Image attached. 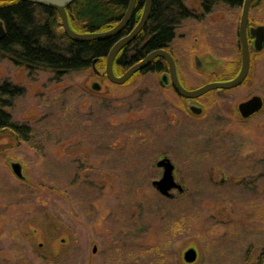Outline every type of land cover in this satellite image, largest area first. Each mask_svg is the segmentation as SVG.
Returning <instances> with one entry per match:
<instances>
[{"label":"rangeland","instance_id":"obj_1","mask_svg":"<svg viewBox=\"0 0 264 264\" xmlns=\"http://www.w3.org/2000/svg\"><path fill=\"white\" fill-rule=\"evenodd\" d=\"M240 15L218 6L176 31L172 50L187 86L207 80L193 63L204 57L202 33L223 24L231 32ZM263 19L261 2L250 20ZM231 59L214 69L227 77ZM96 72L56 79L0 63V86L20 90L5 111L31 131L27 142L0 138V264H186L190 248L193 264H264V51L250 82L193 103L199 115L158 74L141 71L117 86ZM253 95L263 107L244 119L238 106ZM164 158L182 188L171 197L152 185ZM9 162L23 166L25 181Z\"/></svg>","mask_w":264,"mask_h":264},{"label":"trees","instance_id":"obj_2","mask_svg":"<svg viewBox=\"0 0 264 264\" xmlns=\"http://www.w3.org/2000/svg\"><path fill=\"white\" fill-rule=\"evenodd\" d=\"M129 0H77L67 8L69 24L76 33H98L110 30L122 18ZM211 6L224 4L239 7L243 0H209ZM182 10L177 0L155 1L148 25L136 39L124 47L116 58L114 71L123 74L124 70L140 62L153 51L162 49L174 36L173 25L178 11ZM183 11V10H182ZM178 13V14H177ZM181 15V14H180ZM184 15L180 20L186 18ZM0 22L5 36L0 39V63L9 61L28 71H47L60 79L71 73L96 70L104 75L106 57L114 40L77 43L63 33L61 20L55 10L26 2H0ZM130 31V25L122 34ZM154 61L140 74L159 71ZM20 95V90L0 86V138L4 134L14 135L19 141L27 142L30 129L12 122L5 111L6 101ZM258 258L253 264H260Z\"/></svg>","mask_w":264,"mask_h":264},{"label":"water","instance_id":"obj_3","mask_svg":"<svg viewBox=\"0 0 264 264\" xmlns=\"http://www.w3.org/2000/svg\"><path fill=\"white\" fill-rule=\"evenodd\" d=\"M16 1L26 2L29 4L55 10L60 17L61 28L63 30V33L71 41L77 42V43H87L91 41H104V40H109V39H112L118 36L130 22L134 14V8H135V3H136V0H129V4H128L125 14L122 16L121 20L116 24V26L111 28L110 30H107L104 32H98V33L80 34V33H76L75 31H73L72 28L70 27V24H69L70 17L67 14V8L77 0H0V2H16ZM253 1L254 0H244L243 5H242L241 28H240L241 39H242V69L239 75L235 79L229 82H225V83H217V84L203 86L194 91H188L180 85L177 79L176 68H175V64H174L172 57L168 53L162 50L151 52L143 60L129 67V69H127L124 74H122L121 76H116L113 71V64H114L116 55L123 47L130 44L136 38V36L141 32V30L143 29V27L146 25L148 21L152 0H146V6H145L144 13L141 16V19L138 25L136 26V28L132 31V33L128 37L117 42L111 48V50L109 51L106 57L104 74L107 80L110 83L117 85V86L124 85L134 74L139 73L143 71L144 69H146L155 58L161 57V58H164L168 62L171 82H172V86L175 92L184 99H190V100L197 99L205 95L211 90H215V89L230 90V89H234L240 86L242 82L244 81V79L246 78V75L248 73L249 51H248V45H247L244 34H245V29H246V24H247V19H248L249 7ZM4 36H5L4 27L2 23L0 22V39H2ZM261 40H262V36L260 39V44L257 46V50L262 49ZM96 63L97 61H94L92 64L94 71H96L95 70ZM96 73L98 74V72ZM91 89H93L94 91H100L101 88L97 82H94L91 85ZM262 107H263L262 98L259 96H253L248 101L239 104L238 112L242 118L246 119L258 113L262 109ZM188 110L193 115H199L202 113V108L195 104L189 105ZM9 167L13 175L18 180H21V181L26 180V177L23 174L24 168L20 163L9 162ZM156 167L163 170L161 179L159 181H154L152 184L153 187H155V189L158 191V193L165 197H171L169 193L170 190H177L179 193H181L182 192L181 186L177 184L174 180V176H173L174 166L171 164V162L168 159L164 158L156 163ZM92 253L93 254L96 253V247L92 249ZM196 259H197V252L192 248L188 249L183 254V261L186 264H193L196 262Z\"/></svg>","mask_w":264,"mask_h":264},{"label":"flooded vegetation","instance_id":"obj_4","mask_svg":"<svg viewBox=\"0 0 264 264\" xmlns=\"http://www.w3.org/2000/svg\"><path fill=\"white\" fill-rule=\"evenodd\" d=\"M155 1L165 2L168 0H152L149 18H150V15H151ZM177 1L181 5V8L183 11L182 10L178 11V13H180L181 15L180 14L177 15V18L175 20L176 23L173 25V30H174L173 39L168 44H166L162 49H159V50H162V51L168 53L172 57L174 64H175V68H176L177 79H178L180 85L188 91H194V90H197L203 86L217 84V83H225V82H229V81L235 79L239 75V73L241 72V69H242V39H241L240 28H241L242 5H243L244 0L239 7H228L224 4H218V5L211 6L209 0H195V8L187 7L184 0H177ZM261 2H264V0H254L251 3V5L249 7V12H248V19H247V24H246L245 34H244V36L246 38L247 45H248V51H249V66H248V73L246 75V78L244 79V81L242 82V84L240 86H238L234 89H231V90L215 89V90L209 91L208 93H206L205 95H203L201 97H205V96L211 97V96H213V94L220 95L223 93H227L229 91L239 89L242 86H244V84H246L247 82H250L253 70L258 67L259 55L264 51V19L260 23H256V24L252 23L250 20V14H251V11L253 10V6H258ZM128 4H129V1H128ZM128 4H127V7H128ZM145 6H146V0H136L135 8H134V14H133L130 22L126 26V28H127L130 25L129 33L122 34L123 31L126 29L125 28L118 36L112 38L114 40L113 46L117 42L128 37L132 33V31L136 28V26L138 25V23L141 19V16L144 13ZM218 6H224V7H228V8H232V9L241 8V15H240L239 23L237 25L233 26L231 32H228L229 29H225V24H223L224 27L222 30H215V31L214 30H208V31L205 30L202 33V41L204 42V48H205L204 49V52H205L204 57H203V59H199L195 55L193 57V63H194L195 69L200 71V73L202 75H204L207 78V80L203 84H201L200 86L189 87V86H187V84L185 82H183V79L180 77V69H181L180 60L177 57L176 53L172 50L173 42L176 39V31L179 29V27L182 25V23L184 21H187V20H193V21H197V22L203 21V18L212 15L213 12L215 11V8H217ZM127 7L125 8L123 15L125 14ZM255 10L259 11V9H257V7H255ZM184 15H186L187 17L180 20L181 17ZM149 18H148L146 25L143 27V29L148 25ZM220 22L225 23L224 20L220 21ZM142 30H141V32H142ZM261 36H262V40H261L262 49L257 50V46L260 44ZM180 37L185 38L186 36L182 35ZM225 38H227L226 43L229 40V42H228L229 45H226L227 47L221 45L222 42H224ZM128 45H126V46H128ZM224 47H226V48H224ZM122 49L118 52V54L115 57L114 64H113V71H114V67L116 65L115 64L116 58L119 55V53L122 51ZM227 49H229V50H227ZM226 51H228L229 56L225 55ZM227 57H229V60L232 58L231 59L232 61H230L228 63L229 66L225 67L224 71L225 72H228L229 70H232V71L229 73L230 75H228L226 77V76H222V73L220 70L217 71L214 68L217 66V64H220L221 61H224L225 59H227ZM154 61H157V64H159L158 65L159 71L156 74L159 75L160 83L163 85V87L167 86L168 88H170L178 97H180L175 92V90L172 86L168 62L164 58L158 57V58H155L150 63V65ZM104 78H106L105 74H104ZM253 96H256V95H253ZM251 98H247L242 103L248 101ZM180 99H183L185 102H187L188 106H189L193 103H197L198 100L200 99V97L197 99H192V100L184 99L182 97H180Z\"/></svg>","mask_w":264,"mask_h":264}]
</instances>
